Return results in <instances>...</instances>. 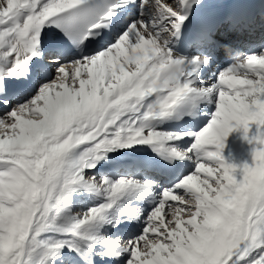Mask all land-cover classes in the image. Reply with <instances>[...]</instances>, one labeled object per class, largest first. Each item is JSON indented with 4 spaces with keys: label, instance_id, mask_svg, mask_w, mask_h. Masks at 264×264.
<instances>
[{
    "label": "snow or ice",
    "instance_id": "snow-or-ice-1",
    "mask_svg": "<svg viewBox=\"0 0 264 264\" xmlns=\"http://www.w3.org/2000/svg\"><path fill=\"white\" fill-rule=\"evenodd\" d=\"M233 129L264 145V0H0V264H264Z\"/></svg>",
    "mask_w": 264,
    "mask_h": 264
},
{
    "label": "rangeland",
    "instance_id": "rangeland-1",
    "mask_svg": "<svg viewBox=\"0 0 264 264\" xmlns=\"http://www.w3.org/2000/svg\"><path fill=\"white\" fill-rule=\"evenodd\" d=\"M232 39H234V37H232ZM235 40H234V44H235ZM243 43V42H242ZM244 43H246V41H244ZM248 44V43H246ZM260 45H261V41L258 42L255 46L253 47H242V46H239V45H235V48H239L242 50V54H247L249 53L250 51H253L255 50L257 53H259V51L261 50L260 48ZM234 47V46H233ZM217 56L218 58H224L226 57V53H217ZM206 73H209L207 72V69H205V75ZM252 125V126H251ZM249 133H248V137L250 139L251 137V134L253 133V131L255 132V126L254 124H250L249 125ZM252 128V129H251ZM254 128V130H253ZM253 130V131H252ZM252 131V132H251ZM251 132V133H250ZM228 140L230 139V141H228V143L230 142V145H232V150L234 151V153H230V155H228V158H226V155H225V149L223 148L222 149V155L224 156L225 158V161L228 162V163H234L237 165V168H236V175H237V178L239 179L240 178V171L239 169L242 171V165L244 163H248L249 165H251L253 163V159H252V152H253V149L256 148V147H264V145H257V144H254V143H249V139H246L245 136H244V133H243V130L242 129H235L233 130V132L231 131L230 134L227 136ZM232 139V140H231ZM244 139V142H243V146L242 148L240 149L241 145H242V140ZM233 141V142H231ZM227 143V144H228ZM241 144V145H240ZM239 145V146H238ZM237 147V148H236ZM240 149V150H236V149ZM209 150H212V151H215L216 148L215 146H210ZM241 174V173H240ZM242 175V174H241ZM239 176V177H238ZM143 225L141 224V227Z\"/></svg>",
    "mask_w": 264,
    "mask_h": 264
},
{
    "label": "bare ground",
    "instance_id": "bare-ground-1",
    "mask_svg": "<svg viewBox=\"0 0 264 264\" xmlns=\"http://www.w3.org/2000/svg\"><path fill=\"white\" fill-rule=\"evenodd\" d=\"M232 37H234V39H232ZM234 40H235V44H234ZM221 41L223 42L224 41V43H229V44H231L232 46H234L235 47V45H239V46H242V47H244V46H246V47H248V46H250V47H253V46H255L258 42H260L261 41V34L259 33V32H257L254 36H248V35H236V34H229L228 36H226V37H222L221 38ZM244 41H246V43H248V44H246V43H244ZM243 42V43H242ZM221 50H222V52H224L225 53V50L223 49V48H221ZM257 54H259V53H257ZM230 59H231V57L230 56H226V57H224L223 59L221 58H217L216 60H214L213 61V63H212V66H211V68H206L207 69V72H218V70H221V69H223V67H225V66H227V64L229 63V61H230ZM205 71V70H204ZM207 74L208 73H206V75L205 76H207ZM254 124V123H253ZM252 126V125H251ZM254 126L256 127V125L254 124ZM169 127H171V126H169ZM250 128V127H249ZM252 129V128H251ZM233 130H235V129H233ZM237 130V129H236ZM253 130H254V128H253ZM252 130V131H253ZM255 130H256V128H255ZM250 131V130H249ZM251 131V132H252ZM233 132V131H232ZM250 132V133H251ZM253 133H254V131H253ZM252 133V134H253ZM230 134V133H229ZM252 134H251V136H252ZM232 140V139H231ZM228 141H230V139L228 140V138L227 137H225L224 139H223V142H224V144H225V147H224V151H225V155H226V158H228V155H230V153L232 154V153H234V151L232 150V145H230V142L228 143ZM231 142H233V141H231ZM243 142H244V139L242 140V145H241V147H240V149L242 148V146H243ZM228 143V144H227ZM239 146V145H238ZM237 148V147H236ZM239 148L238 149H236V150H240ZM186 167H191V165H186ZM92 171H94V170H88V172H89V174H91L92 173ZM239 171H240V173L242 174V171L239 169ZM239 173V175H240V178H242V175ZM239 177V176H238ZM84 206H86V205H78V208L79 207H84ZM136 227V229H139L140 227H141V224H138V225H136L135 226Z\"/></svg>",
    "mask_w": 264,
    "mask_h": 264
}]
</instances>
